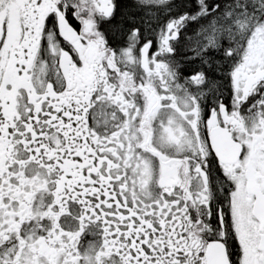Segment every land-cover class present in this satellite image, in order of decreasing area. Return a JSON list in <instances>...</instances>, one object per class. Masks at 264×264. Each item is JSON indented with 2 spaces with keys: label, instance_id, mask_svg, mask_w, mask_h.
I'll list each match as a JSON object with an SVG mask.
<instances>
[{
  "label": "snow or ice",
  "instance_id": "obj_1",
  "mask_svg": "<svg viewBox=\"0 0 264 264\" xmlns=\"http://www.w3.org/2000/svg\"><path fill=\"white\" fill-rule=\"evenodd\" d=\"M0 264H264V0H0Z\"/></svg>",
  "mask_w": 264,
  "mask_h": 264
}]
</instances>
